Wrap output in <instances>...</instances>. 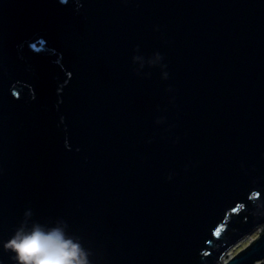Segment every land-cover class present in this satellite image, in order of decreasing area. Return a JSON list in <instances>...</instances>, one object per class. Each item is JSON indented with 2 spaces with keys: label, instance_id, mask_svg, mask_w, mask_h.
<instances>
[{
  "label": "water",
  "instance_id": "1",
  "mask_svg": "<svg viewBox=\"0 0 264 264\" xmlns=\"http://www.w3.org/2000/svg\"><path fill=\"white\" fill-rule=\"evenodd\" d=\"M37 229L264 264V0H0V264Z\"/></svg>",
  "mask_w": 264,
  "mask_h": 264
},
{
  "label": "clouds",
  "instance_id": "2",
  "mask_svg": "<svg viewBox=\"0 0 264 264\" xmlns=\"http://www.w3.org/2000/svg\"><path fill=\"white\" fill-rule=\"evenodd\" d=\"M5 248L15 253L13 258L19 264H87L80 259V246L65 240L59 230L46 234L37 229L23 236L17 233Z\"/></svg>",
  "mask_w": 264,
  "mask_h": 264
},
{
  "label": "rangeland",
  "instance_id": "3",
  "mask_svg": "<svg viewBox=\"0 0 264 264\" xmlns=\"http://www.w3.org/2000/svg\"><path fill=\"white\" fill-rule=\"evenodd\" d=\"M262 227L256 229L254 232L243 238L241 241H239L236 245H234L229 251L228 255L229 258L235 256L238 252H240L242 249L246 248L249 244H251L257 237L260 236V233L262 231ZM228 260V259H227Z\"/></svg>",
  "mask_w": 264,
  "mask_h": 264
},
{
  "label": "bare ground",
  "instance_id": "4",
  "mask_svg": "<svg viewBox=\"0 0 264 264\" xmlns=\"http://www.w3.org/2000/svg\"><path fill=\"white\" fill-rule=\"evenodd\" d=\"M224 260L226 261V260H227V258L225 257V258H224Z\"/></svg>",
  "mask_w": 264,
  "mask_h": 264
}]
</instances>
